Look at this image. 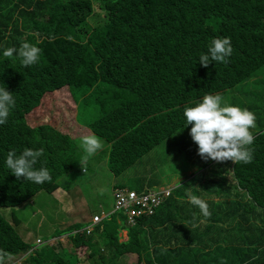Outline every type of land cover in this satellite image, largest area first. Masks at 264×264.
<instances>
[{"label":"trees","instance_id":"obj_1","mask_svg":"<svg viewBox=\"0 0 264 264\" xmlns=\"http://www.w3.org/2000/svg\"><path fill=\"white\" fill-rule=\"evenodd\" d=\"M99 2L103 18L88 22L92 0H0V87L15 99L0 125V207L57 190L61 167L75 168L78 148L86 156L83 135L95 134L103 148L110 147L107 155L103 148L98 153L114 174L164 140L174 171L178 163L184 172L165 183L172 194L136 223L128 221L126 210H116V193L131 189L116 187L114 210L91 232L93 218L85 227H67L75 263L64 259L57 245L53 255L33 251L0 213V249L11 254L8 264H116L127 254L136 255L137 264H264V0ZM216 37L231 38L232 55L226 64L213 61L205 68L199 57ZM24 41L42 50L29 67L16 54L3 55ZM241 84L247 85L233 91ZM205 94H227L231 101L224 98L222 106L234 102L255 114L251 163H218L198 155L183 113ZM48 101L53 103L47 122L38 124ZM84 103L92 118L81 127L76 118ZM175 136L179 141L173 144ZM25 148L43 149L34 167H46L50 182L12 174L7 154ZM151 190L160 189L140 185L133 191ZM189 191L207 202L210 217L189 203Z\"/></svg>","mask_w":264,"mask_h":264},{"label":"rangeland","instance_id":"obj_2","mask_svg":"<svg viewBox=\"0 0 264 264\" xmlns=\"http://www.w3.org/2000/svg\"><path fill=\"white\" fill-rule=\"evenodd\" d=\"M92 2L94 13L88 18V22H91L93 18L94 21L98 18H103L104 14L99 0H92ZM96 12L98 13L96 14ZM244 85L247 84H241L233 91L242 90ZM98 96L99 91L92 94L90 102L96 101ZM224 98L231 101L227 94ZM52 103L48 101L41 107L40 115L37 117L38 124L42 125L47 122ZM54 103L58 102L54 101ZM226 104L238 106L234 102L231 104L226 102ZM89 108L90 106L84 103L78 110L76 120L81 127H85L82 123L87 124L92 118L89 114ZM190 129H186V135H189ZM178 137L175 136L173 138V144L175 141H179ZM167 140L170 141V139ZM109 150L110 147L106 144L102 152L107 155ZM78 152L76 154L80 157V160L74 169L68 172L65 166L61 167L63 172L58 177L57 183L59 186L57 190L53 192L42 190L26 202L10 207H0V213L18 231L24 242L32 247L33 251L53 255L58 252V250L53 248L57 245L58 249L64 251L62 253L63 258L73 263L76 262L75 257L67 253L63 246L59 244L60 240L69 233L67 227L76 222L86 223L91 219L93 212L101 210V204H105L106 209H112L114 203L113 190L115 187L120 186L136 190L141 185L145 186V188L161 189L168 183L176 181L184 172V169L182 167L180 169L178 163H176L177 172L174 171L172 165L174 161H172L170 153L168 154L167 152L166 140L119 174L110 172L108 160L104 154H98L96 159L105 161L101 168H96L95 161L85 159L79 148ZM85 164L87 165V172L82 173V166ZM66 166L68 167L69 165ZM166 182L168 183L165 184ZM179 218L182 219V215ZM38 240H41L43 244H38ZM53 243H55L54 246H52ZM62 243L66 244L67 248L70 246L69 242ZM20 263L25 264V261H20L18 264ZM83 263L86 264V261ZM116 264H137V256L134 254L123 255L121 256V261H117Z\"/></svg>","mask_w":264,"mask_h":264},{"label":"clouds","instance_id":"obj_3","mask_svg":"<svg viewBox=\"0 0 264 264\" xmlns=\"http://www.w3.org/2000/svg\"><path fill=\"white\" fill-rule=\"evenodd\" d=\"M41 51L36 45L24 41L18 49L6 48L3 55L10 58L16 54L21 59L22 65L29 67L39 61ZM232 52L230 37H216L211 40L208 53L200 55L199 63L205 68L213 61L226 64ZM222 101L220 94H205L202 102H196L195 106L184 109L183 115L187 125H191L189 134L198 146V155L205 161L210 159L218 163L232 161L235 165L241 162L249 164L254 158V149L251 145L255 140L250 129L256 127L257 118L247 108L242 109L228 104L222 106ZM14 107L15 99L12 93L6 87H0V125L7 122L10 111ZM80 140V146L86 153L85 159L103 148V141L95 134L83 135ZM42 155L43 149L25 148L19 155L15 150H11L7 154L6 164L18 180L23 178L37 184L50 182L52 177L46 167L39 169L34 167ZM187 196L189 203L198 207L204 217L211 216L209 205L205 200L193 195L191 191L187 193ZM98 224L94 222L90 226L93 228ZM60 241L68 243L65 236ZM39 244L43 242L39 240ZM54 245L55 243L52 244ZM10 260L11 254L0 249V264H8Z\"/></svg>","mask_w":264,"mask_h":264},{"label":"built area","instance_id":"obj_4","mask_svg":"<svg viewBox=\"0 0 264 264\" xmlns=\"http://www.w3.org/2000/svg\"><path fill=\"white\" fill-rule=\"evenodd\" d=\"M116 193V210H126L129 214L128 221L136 223L137 219L145 214H153L163 200L172 194L173 188L151 190L147 194H140L133 190H124ZM102 216L95 215L94 222L98 224ZM92 226L87 232H91Z\"/></svg>","mask_w":264,"mask_h":264},{"label":"crops","instance_id":"obj_5","mask_svg":"<svg viewBox=\"0 0 264 264\" xmlns=\"http://www.w3.org/2000/svg\"><path fill=\"white\" fill-rule=\"evenodd\" d=\"M98 154H99V153H98V151H97L94 155L89 156L88 158L91 159V160H93V161H95V163H96V168H101V165L104 163L105 160H97L96 158H97ZM83 169H84V172H83ZM86 172H87L86 167H83V168H82V173H86ZM115 186H116V185H115ZM115 186H114V187H115ZM118 187H120V186H117V188H118ZM115 188H116V187H115ZM113 197H114V195H113ZM114 203H115V200H114ZM114 203H113V207H112V209H106V208H105V204H101V205H100L101 210H100L99 212H93L91 219H89L86 223L76 222V223H73V224H71V225H74V224H78V225H79V224H82V225H83L82 227H85V226L91 224L92 218H93V216L96 215V214H101L102 217H106L108 214H110V212H112V211L114 210ZM139 218H140V217H139ZM70 233H71V232H69L68 235L65 236V239L69 242V245H70V246H69L68 248L65 247L64 249H65V251H67V253L73 255L74 250H73V245H72L71 242H70ZM120 236H122V237H121V241H126V240L128 239V236H127V232H126V231H122V232H120ZM38 241H39V240H38ZM37 243H38V242H37ZM38 244H39V243H38ZM99 248H100V246H98L97 250H98ZM101 251L104 253V250H102V248H101ZM45 256H47V255H45ZM47 257H48V258H51L52 256H47Z\"/></svg>","mask_w":264,"mask_h":264}]
</instances>
